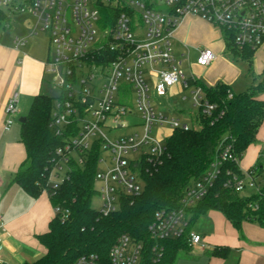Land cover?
Wrapping results in <instances>:
<instances>
[{
	"label": "built area",
	"instance_id": "2783aa9c",
	"mask_svg": "<svg viewBox=\"0 0 264 264\" xmlns=\"http://www.w3.org/2000/svg\"><path fill=\"white\" fill-rule=\"evenodd\" d=\"M101 3L121 9L112 18L113 22L102 18ZM0 11L33 17L29 34L46 31L49 36L43 72L60 89V97L51 112V127L56 135L72 127L75 132L57 150L58 163L49 183L53 188L58 187L65 178L69 160L74 158L82 163L79 154L97 145L100 155L95 173V181L99 182L96 194L103 216L118 209L121 197L141 192L138 164L143 159L158 161L165 154L164 143L171 132L190 128L176 118L156 112L151 102L152 94L162 98L182 94L196 86L193 85L196 79L184 73L181 61L175 56L173 33L180 21L192 16L221 31L227 30L240 49H254L264 43V0H0ZM137 18L141 23H133ZM26 43L27 37H16L13 47L19 49ZM181 51L182 58L188 60V47L183 45ZM215 59L213 51L203 49L198 53L196 65L205 67ZM125 87L133 92L131 102L139 115V123L132 126L139 127L140 132L110 139L113 131L132 127L125 119L134 113L129 101L123 100ZM198 89L200 93L194 95L198 111L209 114L215 106ZM18 96V92H13L5 103L4 130L12 126L13 117L18 113ZM262 159L264 151L259 153L255 164ZM235 160L231 145L222 142L206 173L185 190L180 207L154 213L148 226L151 238L162 241L185 235L187 210L208 193L220 175L222 164ZM255 164L242 172L241 180H236V193L257 191V181L264 180V172L256 177ZM63 169L60 183H53L51 176L58 177ZM53 211L54 215L60 213L62 219L68 214L58 208ZM3 228L0 221V231ZM187 241L192 247L201 243V237L189 230ZM141 251L140 243L121 235L109 250L107 263L90 254L79 257L75 264H138ZM152 251L158 261L161 249Z\"/></svg>",
	"mask_w": 264,
	"mask_h": 264
},
{
	"label": "trees",
	"instance_id": "16d2710c",
	"mask_svg": "<svg viewBox=\"0 0 264 264\" xmlns=\"http://www.w3.org/2000/svg\"><path fill=\"white\" fill-rule=\"evenodd\" d=\"M120 10L110 4L99 5L102 18L111 22ZM7 20L8 16L0 11V22ZM221 33L224 57L245 62L248 74L252 75V58L257 48L240 49L234 45L227 30ZM193 85L201 89L206 101L215 109L204 115L198 111L190 117L195 127L186 131L173 130L165 140V154L158 161L143 159L137 166L142 180L141 192L121 197L118 209L107 216L91 207V200L96 195L94 182L100 155L97 145L79 154L82 163L74 158L69 160L65 178L58 187L53 188L49 183L58 163L57 150L75 132L72 127L56 135L51 127L55 99L41 93L32 99L27 114L22 117L24 122L19 124L26 159L13 174L12 183L33 199L45 192L53 209L68 214L65 219L60 213L55 214L47 231L35 236L44 253L23 264H75L79 257L90 254L107 263L109 250L121 235L142 245L138 264H173L179 250L190 248L187 235L195 220L210 210L220 212L239 233L244 222L264 227V180L259 179L257 191L249 195L234 191L236 180L244 176L238 164L245 151L256 142V134L264 120V100L261 98L264 95V67L257 78H252L250 87L238 94L220 81L207 86L196 80ZM222 142L231 145L236 160L222 164L220 175L208 193L187 210L185 235L155 241L148 232L154 213L180 207L185 190L206 173ZM255 166L256 177H259L264 169L260 163ZM153 248L161 249L158 261L154 259ZM227 252L228 248H216L211 254L225 258Z\"/></svg>",
	"mask_w": 264,
	"mask_h": 264
},
{
	"label": "crops",
	"instance_id": "0c3cea01",
	"mask_svg": "<svg viewBox=\"0 0 264 264\" xmlns=\"http://www.w3.org/2000/svg\"><path fill=\"white\" fill-rule=\"evenodd\" d=\"M187 18L204 26L200 18L186 16L174 29L172 42L177 50L175 56L181 64L190 57V48L180 41L184 36V21ZM14 39H9L5 43L0 41V221L4 224L3 230L0 231V264H23L43 255L44 249L35 236L45 233L49 221L54 217L53 208L45 192L33 199L12 183V176L25 161L26 152L20 141V125L19 128L12 125L8 130H4L5 103L13 92H18L17 110L20 102H22V110L36 95L42 94L45 76L43 64L47 60L24 53L26 44L15 49ZM183 45L188 47V60L182 58ZM223 50L222 40V57H224ZM195 52L198 56L199 51ZM215 55L216 59L211 63L212 66L220 64L221 59L216 53ZM216 82L219 81L207 86H212ZM220 82L230 86L225 78ZM174 92L175 89L172 90V93ZM261 98L264 100V95ZM262 151H264V120L256 134V142L245 151L239 162V169L242 172L249 170L257 162L258 155ZM259 163L264 169V159ZM252 192L247 190L242 195H249ZM193 224L190 231L201 237V243L190 248L200 252L207 250L211 253L216 248H228L227 257L219 258L210 253L203 258V263L264 264V227L244 222L239 233L220 212L213 210L199 216Z\"/></svg>",
	"mask_w": 264,
	"mask_h": 264
},
{
	"label": "rangeland",
	"instance_id": "374dc122",
	"mask_svg": "<svg viewBox=\"0 0 264 264\" xmlns=\"http://www.w3.org/2000/svg\"><path fill=\"white\" fill-rule=\"evenodd\" d=\"M8 16L7 22H0V41L5 43L9 39L21 38L27 36V43L24 46V53L39 57L40 59H46L49 53V36L46 31H40L36 35H30L32 30L31 25L34 23V18L27 14H12ZM199 19V18H197ZM204 26L198 22H192L190 19H185V30L183 39L180 41L190 48V57L188 61H184L181 64L182 70L187 76L193 75L199 82L208 85L215 81H220L225 78L229 81L233 93L238 94L247 90L250 87L252 78H257V75L261 73L264 67V43H262L255 51L252 58V75L248 74V66L242 61H233L230 58L222 57V33L218 27H213L204 20ZM141 23L139 18L134 19L133 23ZM208 25H206V24ZM206 25V27H205ZM211 49L217 54L219 65L212 66L211 64L201 67L195 65L196 53L195 51H201L203 49ZM224 51V50H223ZM229 65V66H228ZM53 78L49 74H45L43 80L42 94L52 98L58 99L60 97V89L52 83ZM130 87L129 85H125ZM128 87H125V92H122L123 100L129 101V106L133 110V116L125 117L128 125H134L139 123V115L137 114L133 102V92ZM124 90V86L121 87ZM131 88V87H130ZM193 92V93H191ZM200 93L198 86L190 87L182 94L168 95L167 97L158 98L155 95H151L152 106L156 112H160L168 117L176 118L181 123H186L190 127H195L194 121H191L190 117L198 113V105L194 100V95ZM26 104V103H25ZM31 100L27 103L26 107L21 110L22 102L18 105L19 112L13 117V126L19 128L18 119L27 114ZM24 107V106H23ZM169 112L171 113L169 115ZM135 132H140L139 127H128L126 129H117L109 136L112 139L113 136L118 135H130ZM106 156V154H104ZM133 156H131L132 158ZM63 169L58 177L51 176L53 183L59 184L64 173ZM95 190L99 187V182H94ZM244 193L247 190L243 191ZM91 207L94 210L99 211L101 208V201L96 194L91 200ZM194 225V224H193ZM192 225V227H193ZM211 251L205 250L200 252L199 250L189 248L188 250H179L176 254V258L173 264H205L203 258L210 255ZM10 264V263H9Z\"/></svg>",
	"mask_w": 264,
	"mask_h": 264
},
{
	"label": "water",
	"instance_id": "95a60500",
	"mask_svg": "<svg viewBox=\"0 0 264 264\" xmlns=\"http://www.w3.org/2000/svg\"><path fill=\"white\" fill-rule=\"evenodd\" d=\"M18 122H19V124L23 123L24 122V118L18 119Z\"/></svg>",
	"mask_w": 264,
	"mask_h": 264
}]
</instances>
